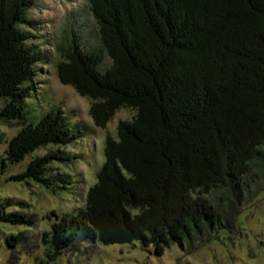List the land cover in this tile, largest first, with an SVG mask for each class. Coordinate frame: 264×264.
<instances>
[{
	"label": "trees",
	"instance_id": "1",
	"mask_svg": "<svg viewBox=\"0 0 264 264\" xmlns=\"http://www.w3.org/2000/svg\"><path fill=\"white\" fill-rule=\"evenodd\" d=\"M38 1L0 0V122L19 125L1 165L30 157L10 180L62 194L78 184L62 170L79 159L65 148L88 129L44 92L47 51L35 43L40 29L29 15ZM88 2L99 43L88 47L82 33L69 31L57 47V75L92 100L97 127L123 108L135 115L107 137L84 206L47 217L46 264L98 243H138L160 257L229 231V212L210 197L221 191L232 205L248 202L254 171L264 168V0ZM12 205L0 203V224L36 227L33 215ZM26 231L8 235L7 246L19 248Z\"/></svg>",
	"mask_w": 264,
	"mask_h": 264
},
{
	"label": "rangeland",
	"instance_id": "2",
	"mask_svg": "<svg viewBox=\"0 0 264 264\" xmlns=\"http://www.w3.org/2000/svg\"><path fill=\"white\" fill-rule=\"evenodd\" d=\"M29 15L38 22L40 29V38L35 43L47 51V63L41 71L44 92L52 103L61 104L72 122L87 126L88 130L81 128L84 137L65 148L79 157L78 161L62 167L63 171L74 175L78 183L76 190L54 194L34 182L27 184L10 180L11 176L26 169L31 158L19 164H8L3 170L1 163L6 157L8 143L17 134L19 125L0 122V136H3L0 144V203L11 200L13 205L9 211L23 209L37 219L34 228L0 224V264H46L42 239L51 224L47 217L52 211L61 214L84 206L85 195L97 182L96 174L105 162L107 137H117L120 122L131 120L135 115L134 110L123 108L116 112L106 128L97 127L90 114L92 100L82 97L73 87L63 85L57 75V65L61 61L57 47L69 31L82 33L81 36L88 40V47L99 43L88 0H39ZM80 26L85 28L82 30ZM105 63L110 65L107 56ZM45 153L46 150H40L35 155ZM254 172L258 175V184L253 185L248 202L232 205L227 193L215 191L212 194L211 203L222 213L228 211L227 217L235 225L229 231L196 237L192 249L174 245L158 257L153 248L144 249L138 243L111 246L98 243L85 245L78 252L76 248V252L64 254L53 264H264V168ZM237 211L239 213L234 217ZM21 230H28L26 239L19 248L10 249L6 237Z\"/></svg>",
	"mask_w": 264,
	"mask_h": 264
}]
</instances>
